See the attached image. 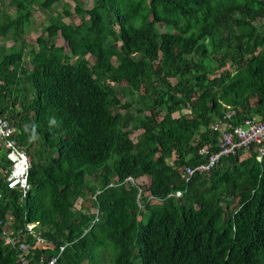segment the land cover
Segmentation results:
<instances>
[{
	"label": "trees",
	"instance_id": "1",
	"mask_svg": "<svg viewBox=\"0 0 264 264\" xmlns=\"http://www.w3.org/2000/svg\"><path fill=\"white\" fill-rule=\"evenodd\" d=\"M27 2L63 4L79 23L54 26L68 54L44 30L25 61L32 13L22 1L15 16L1 9L0 38L13 45L0 49V117L31 160L24 197L0 180L3 220L37 223L47 257L68 244L57 264H103V249L111 264H264V154L251 145L188 183L176 171L217 152L210 125L225 112L234 125L264 120V0ZM127 177L150 179L142 207ZM0 264H21L1 230Z\"/></svg>",
	"mask_w": 264,
	"mask_h": 264
},
{
	"label": "built area",
	"instance_id": "2",
	"mask_svg": "<svg viewBox=\"0 0 264 264\" xmlns=\"http://www.w3.org/2000/svg\"><path fill=\"white\" fill-rule=\"evenodd\" d=\"M234 117L235 111L230 110L225 112L222 118L217 119L216 122L210 125V130L218 135L217 152L209 153L208 148L205 147L199 151V154L207 156L206 163L194 168L186 166L178 167L176 171L181 175L182 180L188 183L195 172H207L221 158L235 155L238 151L247 149L251 145L256 147L257 161H261L264 154V120H259L255 117L246 118L239 125H234L232 123ZM15 136L16 130L12 122L4 117H0V158L3 157L8 162V169L4 171L3 179L8 190H18L22 197H24L29 190L27 177L31 167V160L25 148L17 143ZM122 184L131 185L136 188V201L139 207H142L139 179L134 180L131 177H127ZM109 186H112V184ZM1 200H3V194L0 192ZM148 201L154 202L156 199L149 197ZM95 213L93 223L98 220L97 211ZM11 221L12 219L9 221L7 218L5 222L0 215L1 239L5 246L15 251L21 264H57L58 259L64 253L68 244L58 247L54 255L47 257L45 251L52 250L53 246L43 236V229L37 223H32L16 230L11 227ZM37 250L41 252L38 256L33 254Z\"/></svg>",
	"mask_w": 264,
	"mask_h": 264
},
{
	"label": "rangeland",
	"instance_id": "3",
	"mask_svg": "<svg viewBox=\"0 0 264 264\" xmlns=\"http://www.w3.org/2000/svg\"><path fill=\"white\" fill-rule=\"evenodd\" d=\"M3 1L2 4H0V13H1V9L4 10L5 12H7L8 14H10L11 16H15L16 14V9H15V4L13 2L15 1H22L23 4L25 6H27V10L31 11L32 13V17L30 19V23L27 29V35L25 38L26 41V51L23 53L24 54V59L25 61L28 59L27 57V51L31 49V47H36L35 44V40L36 38L42 33L44 36H48L49 39L56 45V46H60L64 48V53L68 54V49L66 48V46L64 45V43L62 42V40L59 38V32L54 28L55 24L58 22V20L60 19V17L62 18V8H63V4H57L54 5L52 10L47 11L45 9H42L39 7L37 2H33L31 3V5L27 2V0H0V3ZM30 5V6H29ZM73 4L69 3L68 7H69V11H73ZM63 22L65 23H69L71 20L75 23H79L78 18L76 16L72 17V18H62ZM1 21V19H0ZM257 29L263 31L264 30V21H261L259 23H255ZM49 27V31L47 30V28ZM44 30H46V32H48L46 35L43 33ZM155 30L157 32L163 31V25L162 24H156L155 25ZM13 45V42L9 39H3L0 38V49L1 48H9ZM88 62L90 64L93 63V59L90 56H86ZM224 69H228V70H232V66L230 65H225L223 66ZM125 89V87L122 86H117L115 87L114 93L119 94V97L121 98L122 102L124 100L129 99L128 95H125V97L123 96V90ZM141 86H138L135 89V92L138 93L140 92ZM182 112V111H181ZM180 112V113H181ZM184 112V111H183ZM182 112V113H183ZM185 113V112H184ZM140 134L139 132L133 133L131 134L130 138L135 142L138 139V136ZM247 155L246 153H243V155L241 156V158H245ZM4 178V172L3 170L0 168V180H2ZM150 179L148 177H141L139 179V183L141 184V186H143L144 188H146L149 185ZM223 206H225L226 202H222ZM112 206L116 207V203L113 202L111 203ZM236 203L233 205V207H236ZM78 206V204H77ZM232 207V208H233ZM9 221L10 219H12V217L9 216ZM10 224H13V221L10 222ZM9 225V222H8ZM101 255H102V263L103 264H111V260H112V253L110 252L109 249H103L101 250ZM84 264H86V262H83Z\"/></svg>",
	"mask_w": 264,
	"mask_h": 264
}]
</instances>
